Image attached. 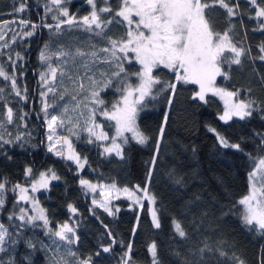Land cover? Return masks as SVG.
<instances>
[{
	"label": "trees",
	"instance_id": "trees-1",
	"mask_svg": "<svg viewBox=\"0 0 264 264\" xmlns=\"http://www.w3.org/2000/svg\"><path fill=\"white\" fill-rule=\"evenodd\" d=\"M21 3L25 10L16 12ZM109 3L116 8L115 0ZM232 4L239 5L237 14L232 17L218 5L206 10L214 30L223 33L231 28L229 34L233 43L246 50L240 65L222 66L227 78L217 77L216 85L227 91H237L239 96L234 101L254 102L252 115L243 120L233 117L222 121L219 117L224 104L218 97L208 95L205 103L193 99L198 91L196 85L178 84L175 95L159 93L155 99L148 97L138 106L136 123L148 140L140 145L131 139V133H126L129 142L122 145L123 158L114 153L105 154L101 146L87 143V134H79L75 140L76 149L80 157L86 159L80 171L71 161L46 149L40 95V73L46 70V65L40 61L39 54L41 50L51 54L60 48L77 47L86 52L98 51L107 47L108 41L95 34L98 29L88 32L83 27L62 24L57 31V20L52 17L57 14L60 20L67 18L59 15L50 0H0V33L4 35L0 40V67L10 77L9 80L0 77V121L3 122L0 136L4 140H0V182H5L6 188L0 220L10 233L5 250L0 252V264H65L57 248L64 241L49 237L34 225L8 218L17 207L18 189L13 191V187L16 184L24 186L28 180L36 179L39 173L49 169L59 179L38 194V201L54 230L65 222L74 228L75 237H78L75 253L79 261L91 257L90 264H122L127 245L131 244L132 264H152L148 248L155 243L159 264H186L187 261L195 264L200 259L198 250L205 245L212 251L204 254L203 264H236L233 255L244 264H264V235L242 225L238 204L249 191L248 173L253 170V162L264 158V60L259 58L264 55L260 52V46L264 45V28L261 27L264 18L256 17V6L250 0H232ZM257 4L264 7V0H257ZM100 6L103 5L98 0L97 7ZM62 7L68 8L77 21L91 11L86 0H65ZM47 8L52 11L46 12ZM102 16L107 19L110 14ZM21 19L39 25L33 36L23 34L32 29L22 27L18 23ZM13 20L17 23H11ZM45 24L53 27H44ZM124 31L122 25L114 23L107 26L105 34L120 38ZM85 60L92 63L90 75L97 76L98 80L107 78L101 77V73L115 71L107 63H93L88 57ZM125 68L131 73L137 71L139 65L126 63ZM154 75L163 81H174L173 73L163 67L155 70ZM13 77L21 96L12 88ZM136 82L132 77V83ZM116 88L114 81L101 93L106 105L110 106L119 98ZM24 96L26 100L22 99ZM169 98L172 99L170 105ZM9 107L14 113L10 123L6 119ZM165 114L168 116L166 124ZM97 121L110 137L115 135L114 127H108L114 122L99 115ZM15 125L17 128L13 131ZM162 125L165 132L161 139L159 129ZM216 133L230 144H239L240 149L223 147ZM154 157L155 164L152 163ZM27 168L32 169L29 178L25 175ZM81 179L120 188L146 187L155 197L154 208L161 227L153 226L146 202L137 207L125 199L118 200L115 205L119 211L109 216L93 206L80 184ZM68 205L76 208L75 214L69 211ZM174 220L183 226L185 238L175 232ZM108 246L111 251L103 252L102 248ZM218 249L227 256L221 257Z\"/></svg>",
	"mask_w": 264,
	"mask_h": 264
},
{
	"label": "snow or ice",
	"instance_id": "snow-or-ice-1",
	"mask_svg": "<svg viewBox=\"0 0 264 264\" xmlns=\"http://www.w3.org/2000/svg\"><path fill=\"white\" fill-rule=\"evenodd\" d=\"M65 0H51L52 5H55L59 11V15L67 19L60 20L59 16H53V20H57L55 29L60 30L62 24H67L70 27H83L88 32L99 30L95 34L107 39L108 46L92 51H84L77 47L75 49L68 48L67 50L60 48L58 51L49 54L45 50H41L39 54L40 61L46 65V70L40 73V82L46 87V91L40 93L42 97V111L44 112L48 127L47 139L50 141L48 146L49 152H54L55 155L65 157L63 148L66 146V159L74 161L79 168L83 169L86 159L82 162V158L75 152L72 143L67 136H58L57 129L63 128L66 124L68 132L73 135H78L74 130L80 127L79 120L73 121V117L69 112H77L83 107L88 110V118L85 121L84 131L88 133L87 143L96 141H110L108 145H100L104 148L105 154H115L123 158L122 145L129 142V137L125 133H131V139L140 145L147 143L148 137L141 132L136 123L138 106L143 105L146 98H156V95L163 92H170L175 95L178 84L198 85V91L194 93L193 99L207 103L208 94L218 96L224 101V111L219 117L222 121H229L233 117H238L243 120L252 115V106L254 102H246L242 99L234 98L239 96L237 91H227L224 88L216 86L217 77L227 78V72L223 70V65H240L241 57L245 55L246 50L238 47L233 43L230 36L231 28L223 33L215 31L206 14V10L218 5L226 10L229 17L237 14L236 9L238 4H232V0H115L116 8L114 9L109 0H100L103 6L97 7L98 0H86L91 6V11L88 15L77 21L74 16L69 14L66 7H62ZM251 4L256 6L255 15L257 18H264V7L257 4V0H250ZM25 10L24 3H21L16 12ZM52 11L47 8L46 12ZM110 14L105 19L102 14ZM11 23H17L13 20ZM22 27H31V31L23 33L26 36H33L35 29L39 25L24 19L18 22ZM122 25L125 29L123 36L120 38H112L105 34L107 26L112 24ZM44 27L52 28V25L45 24ZM264 28V22L261 23ZM4 39L3 33H0V40ZM7 45L5 44L4 47ZM48 45H45V49ZM95 49V45H92ZM260 52L264 53V45L260 46ZM100 53H104L101 56ZM227 54V55H226ZM19 53L17 57L19 58ZM55 56L59 64L53 66L52 57ZM85 57H88L93 63L100 61L107 63L110 67H114L115 71L110 74L101 73V77H107L104 80H98L94 75H89L91 68ZM264 60V55L259 57ZM138 64L139 69L129 73L125 64ZM161 67L173 73L174 81H163L157 75H154L155 70ZM85 69L83 76L80 75L79 69ZM123 74V76H122ZM64 78L67 76L76 85V94L71 95V100L74 102L71 110L65 104L59 115L52 114L49 118V109L55 110L56 105L49 104L46 97L49 93H55L53 87L57 77ZM0 77L9 80L10 77L0 67ZM132 77H135L137 82L132 83ZM88 81V86H85L84 81ZM117 82L116 91L120 93L117 100L111 103L110 106L101 98V93L110 88L113 82ZM12 88L17 96H21L20 90L17 88L15 78H11ZM159 86V87H157ZM155 89V92H154ZM2 91V89H0ZM67 90L59 95L60 100H64ZM83 94V95H82ZM82 98L78 99V96ZM22 99H27L26 96ZM172 103L169 98L168 104ZM80 116L84 115L83 111L79 112ZM103 117L104 120L114 122L109 123L108 127L115 129V135L109 136L108 132L104 131V126L97 122V116ZM13 110L7 108L6 119L10 123L13 121ZM23 119V117H21ZM168 116L165 114L164 123H167ZM0 127H3V122L0 121ZM215 132V129H209ZM165 128L162 125L159 129V136L162 139ZM219 143L225 148L240 149L239 144H230L223 136L216 133ZM55 138V139H54ZM94 138V140L92 139ZM19 140L20 137H17ZM0 140L3 137L0 136ZM121 142L118 143L117 141ZM10 143V141H5ZM60 145L61 148H57ZM159 142L157 143V149ZM155 164V157L152 160ZM253 170L248 173L249 191L246 195L238 200L241 206L240 219L244 227L249 231L255 230L259 235H264V158H259L258 162L254 161ZM32 174V169L27 168L26 176ZM151 173H149V178ZM59 177L56 173L49 169L48 173L41 172L39 179L31 185V191L35 192L38 188H47L49 180H57ZM80 184L93 192L96 190V185L88 180L81 179ZM5 182H0V207H3L5 201L3 198V190ZM19 190V200H32L33 207L36 210V215H29L25 208H20L18 219L21 222L32 224L34 221H43V226L48 230V233L58 237L59 240L65 241L68 244H73L78 240L75 237V230L67 222L58 227V230L53 231L49 227V219L45 214L44 209L40 208L38 202L28 195L29 189L20 184L13 187V191ZM111 189L115 190L116 186L111 185ZM123 191L128 194L129 198L136 204H141L142 200H147L150 204H155V197L152 196L145 187L141 189L136 186V192H142V197L137 196L136 192L124 188ZM103 194V193H102ZM110 195V193H109ZM93 204H97L93 200ZM109 215H113V211L108 207L107 200L99 205ZM69 211L76 213V208L68 205ZM119 211V209H116ZM152 224L155 228L161 227L160 220L157 216V211L153 207L150 209ZM13 217L9 216L11 220ZM139 219V218H138ZM175 232L181 237H186V232L178 221H173ZM135 231V230H133ZM47 234V233H46ZM71 234V235H69ZM10 233L3 224H0V252L5 250L6 237ZM111 235V232H109ZM115 243V241H113ZM122 243V242H121ZM102 251L107 253L111 251V246L103 247ZM132 245H127V251L122 257V264H132ZM148 251L152 256V264H159L157 257L156 244L149 246ZM200 259L195 264H203L204 254L211 252L212 249L205 245L204 248L198 250ZM221 257L227 256V253L222 250H217ZM75 255L74 252H70ZM100 253L97 252V256ZM233 260L236 264H244L243 260L233 255ZM91 257L87 260H81L80 264H90ZM186 264H192L187 261Z\"/></svg>",
	"mask_w": 264,
	"mask_h": 264
},
{
	"label": "rangeland",
	"instance_id": "rangeland-1",
	"mask_svg": "<svg viewBox=\"0 0 264 264\" xmlns=\"http://www.w3.org/2000/svg\"><path fill=\"white\" fill-rule=\"evenodd\" d=\"M51 1V0H50ZM90 9H91V6H90ZM54 16H57V14L56 15H54ZM101 55V54H100ZM54 59V61L52 62L53 63V66H56L57 64H59L60 63V61H58L57 59H56V57H53ZM89 61H91L90 59H89ZM88 63H90L89 64V66H90V68H91V62H88ZM84 71H85V69H83V68H80L79 69V72H80V75L81 76H83V74H84ZM89 75H90V72H89ZM95 78L97 79V76H95ZM86 81V83H85V86L87 87L88 86V81L87 80H85ZM197 86V88H198V85H196ZM217 86V85H216ZM53 87L56 89V92L55 93H49V95L46 97V99H47V102L49 103V104H55L56 105V107H55V110H53L52 108H50L48 111H49V118H50V116L52 115V114H57V115H59L60 114V112L63 110V106L66 104L68 107H69V109L71 110V108H72V106H73V104H74V102L71 100V95H74V94H76V85L71 81V80H69L68 78H67V76H65L64 78H60L59 76L57 77V80L54 82V84H53ZM218 87V86H217ZM40 88H41V92L42 91H46L47 89H46V87L41 83V86H40ZM67 90V93L68 94H66L65 95V98H64V100H60L59 99V95L61 94V93H64L65 91ZM199 90V89H198ZM83 95V94H82ZM82 95L81 96H78V99H80V98H82ZM208 95H211V94H208ZM216 97H218V96H216ZM222 102H223V104H224V101L220 98V97H218ZM235 102V101H234ZM42 107H43V104H41V114L43 115V120H44V122H45V126H46V138H45V140H46V149L48 150V146H49V143H50V141L47 139V136H48V127H47V123H46V118H45V115H44V112L42 111ZM80 111H83L84 112V115L83 116H80L79 115V112ZM69 115H71L72 117H73V121L75 122L76 120H79V124H80V127L79 128H77V129H75L74 131L76 132V133H78V135H73V134H70L69 132H68V127H70V125H68V124H66L63 128H58L57 129V135L58 136H67L68 138H69V140L71 141V143H72V147H73V149L75 150V152L78 154V152H77V149H76V142H75V140L78 138V136H79V134H81V133H85V134H87V136H88V133L86 132V131H84L83 129H84V127L86 126L85 125V121L87 120V118H88V110L87 109H84L83 107H81V109H79V110H77V112H69ZM98 122V121H97ZM99 123V122H98ZM13 128V131H15L16 130V128H17V126L15 125L14 127H12ZM2 129V127H0V130ZM12 131V132H13ZM4 132H6V131H4ZM4 134H6V133H4ZM126 134V133H125ZM13 135H14V137H15V139H16V136H15V134L13 133ZM89 138V137H88ZM55 139V138H54ZM93 140H94V138H92ZM4 141V140H3ZM118 143H120L121 141L120 140H118L117 141ZM5 143V142H4ZM92 144H96V145H108V144H110V141H96V142H94V143H92ZM57 148L59 149V148H61V146L60 145H57ZM101 149H102V151L104 152V148H103V146H101ZM63 150H64V152H65V157H66V155H67V148H66V146L63 148ZM52 153H54V152H52ZM79 155V154H78ZM80 156V155H79ZM61 157V156H60ZM65 157H63L64 159H66ZM66 160H68V159H66ZM68 161H71V160H68ZM84 161V159L82 158V162ZM80 171L82 170L81 168H79L78 167V165L74 162V161H71ZM86 164V163H85ZM44 173H48V171H44ZM39 175H40V173H39ZM39 175L37 176V178L36 179H30V180H28L26 183V185H24L23 187H27L28 189H29V193H28V195L30 196V197H32V198H34L35 199V201H37L38 202V205H39V207L40 208H42L41 207V205H40V203H39V201H38V194L39 193H41V192H44V191H46L48 188H49V186H50V184H51V182L53 181V180H49V182H48V187L47 188H38L37 189V191H35V192H32L31 191V185H32V183H34L36 180H38L39 179ZM31 176V175H30ZM30 176H27L28 178L30 177ZM90 183H92V184H95L97 187H96V190H95V192H93L92 190H90V189H88V188H86V187H84L85 188V190H86V193H87V195L89 196V198L91 199V201H92V204H93V200H96L97 201V204H93V206L94 207H96V208H98V209H100V210H102V211H104V209L102 208V207H100L99 205H100V203H103L105 200H107V203H108V207L109 208H111L112 209V211H113V215H109L107 212V214L109 215V216H114L115 215V213H116V205H115V203H116V201H118V200H121V199H125V200H127L128 202H130L132 205H135V206H137V207H142L143 206V204L146 202V203H148V206H149V209H151V208H153L154 207V205L153 204H150L147 200H142V206H141V204H136V203H134L133 202V200L132 199H130L129 198V196H128V194L127 193H125L124 191H123V189L124 188H120V187H118V186H116V189L115 190H113V189H111V185H114V184H106V183H93V182H90ZM130 191H133V192H136V187H133V188H128ZM5 191H6V188L3 190V198H4V196H5ZM103 193V194H102ZM109 193H110V195H109ZM136 195L137 196H141L142 197V192H136ZM16 202V210H14V211H12L11 212V214H9V216H12L13 218L11 219V220H16V222H18V223H21V224H26V225H28V226H32V225H34L36 228H38V229H42V230H44L45 231V233H47L48 234V236L49 237H55V236H53V235H51L50 233H48V230L43 226V221H40V220H37V221H34L32 224H27V223H24V222H21L19 219H18V217H19V215H20V208H25L27 211H28V214L29 215H36L37 213H36V210L34 209V207H33V203H32V200H29V201H20L19 200V190H18V196H17V200L15 201ZM0 210H1V207H0ZM105 212V211H104ZM151 213V212H150ZM46 214V213H45ZM9 218V217H8ZM50 222V221H49ZM0 224H3L2 222H1V220H0ZM4 225V224H3ZM5 226V225H4ZM49 227H51L52 228V226H51V224H49ZM5 228H7V227H5ZM52 230L53 231H55L53 228H52ZM69 235H71V234H69ZM7 238H8V236L6 237V240H7ZM65 242V241H64ZM75 244L76 243H73V244H68L67 242H65V243H61V244H58L57 245V248L58 249H60V258L64 261V263L65 264H80V261L77 259V255H76V253H75ZM70 252H74L75 253V255H71L70 254ZM56 259V258H55ZM56 261L58 262V260L56 259ZM59 263V262H58Z\"/></svg>",
	"mask_w": 264,
	"mask_h": 264
}]
</instances>
